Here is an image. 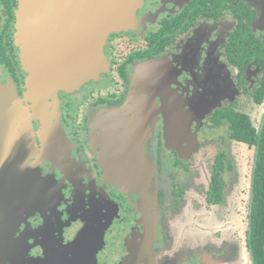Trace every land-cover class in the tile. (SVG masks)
Returning a JSON list of instances; mask_svg holds the SVG:
<instances>
[{"label": "flooded vegetation", "instance_id": "af4514ba", "mask_svg": "<svg viewBox=\"0 0 264 264\" xmlns=\"http://www.w3.org/2000/svg\"><path fill=\"white\" fill-rule=\"evenodd\" d=\"M21 1L0 0V83L23 98L28 72L20 63L21 42L16 44ZM56 1L59 34L72 36L66 56L57 58L80 61L85 56V1L77 0L76 6L75 0ZM261 2L142 0L127 28L108 34L94 77L58 89L48 101L47 114L63 126L58 149L64 160L40 153L42 127L31 116L33 150L39 157L34 160L59 184V196L50 211L34 210L18 224L24 246L8 259L0 214V264H76L75 243L79 254L85 250L79 233L92 214L103 229L102 247L108 246L105 254L95 252L96 264L106 256L105 264H241L236 247L198 253L177 249L175 231L170 233L165 221L173 222L184 205L189 158L182 160L183 155L167 148L164 137L184 148L192 127L203 144L220 126L228 131L222 116L259 106L254 94L264 79V33L256 26ZM136 145L143 166L139 172L150 169L143 200L141 191L123 192L107 179L109 168L126 169ZM225 152L217 150L213 161Z\"/></svg>", "mask_w": 264, "mask_h": 264}, {"label": "water", "instance_id": "95a60500", "mask_svg": "<svg viewBox=\"0 0 264 264\" xmlns=\"http://www.w3.org/2000/svg\"><path fill=\"white\" fill-rule=\"evenodd\" d=\"M84 1L85 56L73 62L57 58L60 54L66 56L67 48H71L72 36L59 34L61 19L56 13L60 9L56 0H22L16 10V34L19 37L16 44L21 42L18 44L20 63L28 76L23 98L0 83V214L5 221L7 259L17 256L24 246L18 234V224L34 210L50 211L59 196V186L53 177L42 173L34 160L39 157L33 150L35 133L31 116L37 118L42 127L38 133L42 143L40 153L54 161L64 160L58 149L64 133L54 124L53 115L47 114L48 101L54 98L58 89L75 88L94 77L101 64L102 47L108 34L127 28L139 2ZM78 2L75 0V6ZM256 26L264 33V0ZM28 101L33 108L31 115ZM167 138L166 146L176 148V141L170 136ZM128 158L130 163L126 164L124 171L117 165L113 170L109 168L112 172L108 174L120 190L132 193L141 180L143 182L148 178V174L133 171V152ZM92 216L79 233V237L86 241L85 250L80 249L79 254L75 243L76 264H95V252L102 247L103 229L96 226V216Z\"/></svg>", "mask_w": 264, "mask_h": 264}, {"label": "rangeland", "instance_id": "374dc122", "mask_svg": "<svg viewBox=\"0 0 264 264\" xmlns=\"http://www.w3.org/2000/svg\"><path fill=\"white\" fill-rule=\"evenodd\" d=\"M141 3L142 1L139 0L135 7V12L141 6ZM263 107V104L251 106L241 112L247 113L252 124L257 128L262 118ZM254 108L255 110H253ZM53 122L59 126L58 128L63 127L62 125L60 127V123H56L55 120H53ZM224 129L226 130V127L220 126L217 129L219 131L218 133L214 136L203 138V144H200L197 137L194 136L196 131L191 127V131L186 139L188 143L186 142L184 148H182L179 143L175 144L176 148L174 149L167 146V148L176 150L180 157L184 155L181 158L182 160L189 158L188 171L185 173L189 175V179L187 182L188 185L186 186L185 200L183 201L184 205L178 208V214L174 219H171L173 222H169V220L166 219L165 223L170 233L175 231L173 232L175 236L174 242L178 247L177 249L183 253H198L202 249L226 245L231 248L236 247L235 253L239 250L242 257L241 264H250L245 247V231L250 167L253 152L245 145L233 140H226L225 138L224 142L221 138L228 135V131L226 130L225 132ZM149 134H147L146 137ZM112 135L113 137L115 136L114 133H112ZM59 138H61V136H59ZM167 139V136L164 137L165 143ZM217 150L226 151V156L233 161V171L224 174V202L221 205L209 206L206 204L203 189L208 187L210 179L209 166L212 164L213 157ZM142 152L144 158L143 149ZM133 153L135 155V161L132 169L133 171L135 170V172H139L143 166L138 163V161L142 159L139 158L141 149L138 145L135 146ZM185 155L187 156L185 157ZM149 173L150 169L146 174ZM143 174L141 175L142 177H144ZM107 175V179L110 178L109 174ZM180 177L183 178L182 175H180ZM146 183L147 180L143 182L141 180L136 187L138 192L141 191L140 198L142 200L144 199L143 194ZM123 192L127 191L124 190ZM99 250L105 254L108 252V246H103ZM99 250L96 252H99ZM106 259L107 256L102 258L99 264H105ZM123 264L130 263L124 262Z\"/></svg>", "mask_w": 264, "mask_h": 264}, {"label": "trees", "instance_id": "16d2710c", "mask_svg": "<svg viewBox=\"0 0 264 264\" xmlns=\"http://www.w3.org/2000/svg\"><path fill=\"white\" fill-rule=\"evenodd\" d=\"M264 99V79L254 94V102L260 105ZM228 125V139L252 150L249 195L246 213L245 247L250 264H264V114L256 128L242 112L231 111L222 116ZM208 188L205 192L207 205L224 202V174L233 171V161L221 153L214 158Z\"/></svg>", "mask_w": 264, "mask_h": 264}, {"label": "crops", "instance_id": "0c3cea01", "mask_svg": "<svg viewBox=\"0 0 264 264\" xmlns=\"http://www.w3.org/2000/svg\"><path fill=\"white\" fill-rule=\"evenodd\" d=\"M54 179V178H53ZM55 180V179H54ZM55 183L59 186V184L56 182V180H55Z\"/></svg>", "mask_w": 264, "mask_h": 264}]
</instances>
